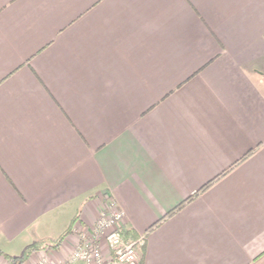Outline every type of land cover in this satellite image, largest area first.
Wrapping results in <instances>:
<instances>
[{"label":"crops","instance_id":"0c3cea01","mask_svg":"<svg viewBox=\"0 0 264 264\" xmlns=\"http://www.w3.org/2000/svg\"><path fill=\"white\" fill-rule=\"evenodd\" d=\"M105 194L140 264H264V0H0V264Z\"/></svg>","mask_w":264,"mask_h":264},{"label":"built area","instance_id":"2783aa9c","mask_svg":"<svg viewBox=\"0 0 264 264\" xmlns=\"http://www.w3.org/2000/svg\"><path fill=\"white\" fill-rule=\"evenodd\" d=\"M122 212L108 194L103 196V203L93 227L81 238L70 256V262L83 264H103L104 255L101 241L109 253L110 264H140V251L145 243V236L132 240L122 236ZM36 264H57L45 259Z\"/></svg>","mask_w":264,"mask_h":264},{"label":"trees","instance_id":"16d2710c","mask_svg":"<svg viewBox=\"0 0 264 264\" xmlns=\"http://www.w3.org/2000/svg\"><path fill=\"white\" fill-rule=\"evenodd\" d=\"M195 195H197V194H194L193 196H191V197L187 198L186 200H184L183 202H181L179 205H177L175 208H173L170 212H168L164 217H168V216L176 213L177 211L181 210L186 204H188L195 197ZM60 240H61V238H58L54 242H38V243H35V244H33V245H31L25 249V252H24L22 257H20V258H8V259L12 264H23L24 258L26 257V255L28 253L35 251V250H38V249H41V248H47V249L56 248L58 246Z\"/></svg>","mask_w":264,"mask_h":264}]
</instances>
